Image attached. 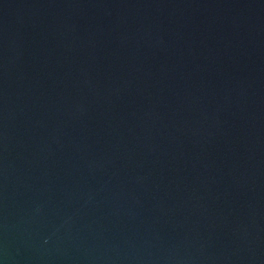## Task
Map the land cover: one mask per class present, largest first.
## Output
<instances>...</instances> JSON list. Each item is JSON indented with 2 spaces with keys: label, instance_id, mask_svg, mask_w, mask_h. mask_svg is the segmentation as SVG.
<instances>
[{
  "label": "water",
  "instance_id": "obj_1",
  "mask_svg": "<svg viewBox=\"0 0 264 264\" xmlns=\"http://www.w3.org/2000/svg\"><path fill=\"white\" fill-rule=\"evenodd\" d=\"M0 264H264V0H0Z\"/></svg>",
  "mask_w": 264,
  "mask_h": 264
}]
</instances>
